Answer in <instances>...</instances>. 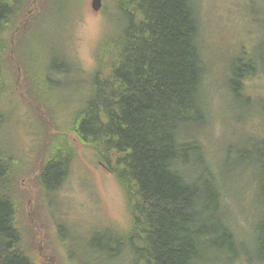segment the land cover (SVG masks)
Wrapping results in <instances>:
<instances>
[{"label":"trees","instance_id":"16d2710c","mask_svg":"<svg viewBox=\"0 0 264 264\" xmlns=\"http://www.w3.org/2000/svg\"><path fill=\"white\" fill-rule=\"evenodd\" d=\"M44 1L0 0V264H35L17 222L20 206L13 196L22 169L15 147L2 134L11 112L3 86L15 81L22 88L23 78L30 109L48 111L57 126L63 92L69 90L59 78L70 65L51 57L49 48L42 51L44 34L65 0L50 6ZM115 3L118 25L99 45L97 68L80 107L64 128L58 127L66 132L46 146L39 187L49 197L65 181L75 150L72 135L93 151L125 193L132 228L111 246L127 244L131 264H264V210L255 225L254 246L245 251L224 203L223 179L224 172L244 163L258 164L264 172V141L239 152L234 162L232 149L214 162L198 140L211 109L193 0ZM233 69L231 88L239 100L244 78L263 71L242 58ZM258 191L264 201V180Z\"/></svg>","mask_w":264,"mask_h":264},{"label":"rangeland","instance_id":"374dc122","mask_svg":"<svg viewBox=\"0 0 264 264\" xmlns=\"http://www.w3.org/2000/svg\"><path fill=\"white\" fill-rule=\"evenodd\" d=\"M102 1V10L96 13L92 0H65V8L44 34L43 53L44 47L49 48L51 57L56 55L70 65L69 73L59 78L69 85L59 108L60 125L48 111L30 109L23 78L22 88L12 81L2 89L11 109L10 114L6 112L9 120L2 134L15 147L22 169L13 196L20 206L17 222L24 250L35 264H131L133 260L127 244L121 249L111 246L132 228L125 193L113 174L95 160L92 150L71 135L75 150L65 181L46 197L37 180L48 142L66 132H59L58 127L64 128L80 107L97 68L99 45L118 25L115 0ZM54 2L45 0L44 4ZM193 3L201 25L200 44L207 69L204 87L211 109L198 140L214 162L222 161L228 149H232L234 162L239 152L252 151V146L264 141V56L260 54L264 53V0ZM240 58L253 61L263 72L244 78L243 98L238 100L230 79ZM8 71L14 74L15 69L9 66ZM224 173V203L242 248L249 251L254 246L255 225L263 216L264 201H259L258 190L264 172L258 164L244 163ZM110 250L120 251L110 254ZM232 264L247 263L236 260Z\"/></svg>","mask_w":264,"mask_h":264},{"label":"water","instance_id":"95a60500","mask_svg":"<svg viewBox=\"0 0 264 264\" xmlns=\"http://www.w3.org/2000/svg\"><path fill=\"white\" fill-rule=\"evenodd\" d=\"M103 1L102 0H92V9L94 12L98 13L102 10Z\"/></svg>","mask_w":264,"mask_h":264},{"label":"bare ground","instance_id":"6f19581e","mask_svg":"<svg viewBox=\"0 0 264 264\" xmlns=\"http://www.w3.org/2000/svg\"><path fill=\"white\" fill-rule=\"evenodd\" d=\"M21 11V10H20ZM23 11V10H22ZM21 13V12H20ZM21 15V14H20ZM16 29V28H15ZM22 51V50H21ZM26 51V50H25ZM24 56V55H23ZM21 57V56H20Z\"/></svg>","mask_w":264,"mask_h":264}]
</instances>
